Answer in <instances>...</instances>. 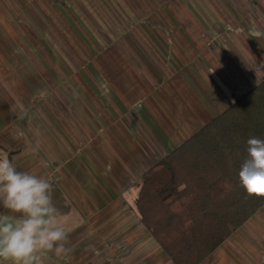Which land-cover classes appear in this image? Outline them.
Masks as SVG:
<instances>
[{"label": "crops", "instance_id": "crops-1", "mask_svg": "<svg viewBox=\"0 0 264 264\" xmlns=\"http://www.w3.org/2000/svg\"><path fill=\"white\" fill-rule=\"evenodd\" d=\"M101 2L0 0V158L67 204L39 264H174L143 175L264 81V0ZM201 264H264V207Z\"/></svg>", "mask_w": 264, "mask_h": 264}, {"label": "trees", "instance_id": "trees-1", "mask_svg": "<svg viewBox=\"0 0 264 264\" xmlns=\"http://www.w3.org/2000/svg\"><path fill=\"white\" fill-rule=\"evenodd\" d=\"M264 139V81L143 175L138 210L174 264H201L264 207L238 172Z\"/></svg>", "mask_w": 264, "mask_h": 264}, {"label": "clouds", "instance_id": "clouds-1", "mask_svg": "<svg viewBox=\"0 0 264 264\" xmlns=\"http://www.w3.org/2000/svg\"><path fill=\"white\" fill-rule=\"evenodd\" d=\"M247 159L238 179L248 196L264 198V139L247 140ZM43 177L17 171L0 158V264H39L42 253H65L67 233Z\"/></svg>", "mask_w": 264, "mask_h": 264}, {"label": "rangeland", "instance_id": "rangeland-1", "mask_svg": "<svg viewBox=\"0 0 264 264\" xmlns=\"http://www.w3.org/2000/svg\"><path fill=\"white\" fill-rule=\"evenodd\" d=\"M112 1L113 0H110V3L112 5ZM97 3H102L101 0H97ZM116 9H118V6H115ZM96 8L103 14V7L101 6V4L97 5ZM114 8V6L112 7ZM125 8V7H124ZM113 25L115 26V23H113ZM92 56V55H90ZM90 56H88V54H64L63 55V60L64 61H71V62H77L79 63V65H81L82 62H86ZM34 105H37V103H34ZM52 199H53V202H54V205L55 207L59 210L60 212V219H59V223H61L64 227H67L66 225H68L70 223V219H69V216H67L66 214H62L61 212L63 211V208L64 207H67L66 203L60 199L59 196L57 195H54V197L52 196ZM6 210L4 211H0V215H8V213H4Z\"/></svg>", "mask_w": 264, "mask_h": 264}]
</instances>
